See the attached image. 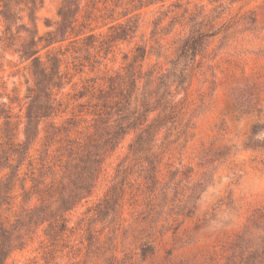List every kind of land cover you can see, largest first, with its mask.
I'll use <instances>...</instances> for the list:
<instances>
[{
	"label": "rangeland",
	"instance_id": "374dc122",
	"mask_svg": "<svg viewBox=\"0 0 264 264\" xmlns=\"http://www.w3.org/2000/svg\"><path fill=\"white\" fill-rule=\"evenodd\" d=\"M19 1L10 30L0 14V243L8 229L13 247L4 264H235L255 249L264 237V146L245 143H264V0H80L77 35L37 45L47 71L59 59L61 84L25 151L37 89L21 56L30 32L17 24H31ZM61 2L36 0L39 35L55 29ZM218 28L192 60L177 62L188 35ZM130 73L142 77L126 105ZM147 77L151 101L159 92L164 104L105 151L91 190L58 213L80 158L116 109L137 107ZM171 104L178 114L151 145L153 177L132 144ZM40 204L45 218L31 220Z\"/></svg>",
	"mask_w": 264,
	"mask_h": 264
},
{
	"label": "trees",
	"instance_id": "16d2710c",
	"mask_svg": "<svg viewBox=\"0 0 264 264\" xmlns=\"http://www.w3.org/2000/svg\"><path fill=\"white\" fill-rule=\"evenodd\" d=\"M12 1L17 3V0H0L1 9L0 14L5 19L6 28L10 30L11 26L16 24L17 18L12 8ZM19 1V0H18ZM21 1V0H20ZM19 1V2H20ZM28 5V18L31 24V29L25 26L23 23L17 24V29L25 30L30 32V37L22 44L21 56L25 59H31L33 72L36 76V89L37 92L31 98L29 107L27 109V123L25 127V140L23 142L24 151L28 148V145L32 138H34L36 131H33L35 127L33 125L35 120H39L40 117H45L53 111L52 105V90L55 86L59 87L61 84L59 76V59L53 58L51 63L52 69L47 71V67L41 62L39 57L40 48L37 45L43 41L42 47L49 46L57 41L64 40L66 36L70 33H76L75 22L77 14L80 9V0H62L61 5L57 10L58 21L56 27L52 31H48L45 35H39L36 24V0H26ZM224 25V24H223ZM18 30V31H20ZM219 31L209 33H191L188 35L177 52V62L181 59L192 60L194 56L200 51L203 46L205 37L213 35ZM79 34V33H78ZM127 33H123L120 36H125ZM77 35V33H76ZM91 36V35H89ZM175 63V62H174ZM170 72V71H169ZM128 80L130 82L128 92L123 95L126 105H130L132 95L136 89V80L140 75L134 76L130 73ZM144 77L151 76L150 73L144 74ZM163 81H160L162 86H166L169 82L167 79L168 75H162ZM150 77H147L145 82V91L141 93L138 105L134 110L125 112L127 108L120 107L116 113H118V118L111 125L110 129L106 130L103 135H100L99 139L91 144V146L84 153L83 157L80 158V164L77 169L74 170L72 178L67 185L66 193L61 192L56 199L58 202V207L56 211L63 212L69 209L76 201L84 197L94 185V181L97 177V167L101 163L102 156L106 150L113 149L119 140L129 131L130 129H136L139 125L143 124L148 119V114L161 107L164 104L163 93L157 92V97L154 103L151 101V97L154 94V90L146 91V86L151 83ZM182 82V79L179 80ZM163 99V100H162ZM118 103V102H117ZM165 107L160 113H157L146 125L138 132L135 136V140L132 144V149L134 152L143 154L141 159L148 161L150 165V172L154 177L155 174V161L158 158V153L151 152V145L155 135L158 131L163 128L168 122L174 121L176 113L179 111L177 104H171L168 111H165ZM178 114V113H177ZM34 126V127H33ZM257 124L253 125V133L256 132ZM32 129V130H31ZM258 145L264 146L262 144H257L252 141L250 137L245 143L246 147L255 148ZM149 153V154H146ZM140 155V154H139ZM45 205H37L30 210V219L33 218H45V216L40 215L46 213L48 208ZM258 218H264V213H262ZM38 222V221H37ZM2 230V229H1ZM8 229H3L1 231V243H0V264H4L7 255L13 248L11 245L12 239L11 235L8 233ZM243 233L239 235L240 241H245L243 238ZM239 247L242 245H238ZM238 247V248H239ZM242 248V247H240ZM244 254V253H242ZM264 262V237L258 242V246L249 251L246 255H242L238 262L235 264H262Z\"/></svg>",
	"mask_w": 264,
	"mask_h": 264
}]
</instances>
